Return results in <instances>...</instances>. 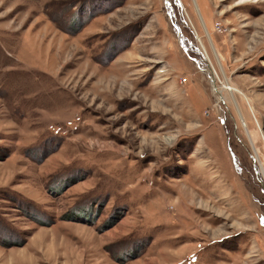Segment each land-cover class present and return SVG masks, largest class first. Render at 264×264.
Masks as SVG:
<instances>
[{"label": "rangeland", "instance_id": "rangeland-1", "mask_svg": "<svg viewBox=\"0 0 264 264\" xmlns=\"http://www.w3.org/2000/svg\"><path fill=\"white\" fill-rule=\"evenodd\" d=\"M0 264H264V0H0Z\"/></svg>", "mask_w": 264, "mask_h": 264}, {"label": "bare ground", "instance_id": "bare-ground-1", "mask_svg": "<svg viewBox=\"0 0 264 264\" xmlns=\"http://www.w3.org/2000/svg\"><path fill=\"white\" fill-rule=\"evenodd\" d=\"M226 85H227L226 88H227L229 91H232V88H231L230 86H228V82H226ZM220 97H221L222 99H224L223 96H220Z\"/></svg>", "mask_w": 264, "mask_h": 264}, {"label": "water", "instance_id": "water-1", "mask_svg": "<svg viewBox=\"0 0 264 264\" xmlns=\"http://www.w3.org/2000/svg\"><path fill=\"white\" fill-rule=\"evenodd\" d=\"M168 1V0H167Z\"/></svg>", "mask_w": 264, "mask_h": 264}]
</instances>
